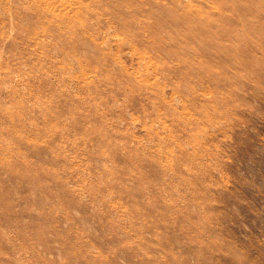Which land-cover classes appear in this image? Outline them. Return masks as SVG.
<instances>
[{
	"label": "rangeland",
	"instance_id": "374dc122",
	"mask_svg": "<svg viewBox=\"0 0 264 264\" xmlns=\"http://www.w3.org/2000/svg\"><path fill=\"white\" fill-rule=\"evenodd\" d=\"M62 1L0 0V264H264V0Z\"/></svg>",
	"mask_w": 264,
	"mask_h": 264
},
{
	"label": "bare ground",
	"instance_id": "6f19581e",
	"mask_svg": "<svg viewBox=\"0 0 264 264\" xmlns=\"http://www.w3.org/2000/svg\"><path fill=\"white\" fill-rule=\"evenodd\" d=\"M61 0H59V2H60ZM80 1H82V0H80ZM130 1V0H129ZM52 2V1H51ZM58 2V3H59ZM75 3L77 2V1H74ZM46 3H48L47 2V0H46ZM53 3V2H52ZM55 3H57L56 1H55ZM54 3V5L56 6V4ZM78 3V2H77ZM80 3H82V2H79L78 4H80ZM84 3V2H83ZM82 3V4H83ZM126 4H131V3H133V2H128V1H126L125 2ZM51 4V3H50ZM72 4H74L73 2H72V0H63L62 1V5H60V6H62L61 7V13H62V15H64V14H67V15H69L71 12H72V14H73V12H75L76 10H75V8H74V6L75 5H72ZM77 4V5H78ZM134 4V3H133ZM47 5V4H46ZM52 5V4H51ZM51 5H48V7L50 8V6ZM53 5V6H54ZM59 5V4H58ZM85 5V4H84ZM196 6V5H195ZM80 7H84V6H80ZM193 7H194V5H193ZM57 8V7H56ZM77 8V7H76ZM51 9H52V6H51ZM55 11H56V9H54ZM54 10L53 11H51V12H54ZM75 10V11H74ZM49 11H50V9H49ZM57 11H58V8H57ZM56 11V12H57ZM88 11V10H87ZM55 12V13H56ZM84 12V11H83ZM58 13V12H57ZM60 13V12H59ZM76 13V12H75ZM86 13V12H85ZM53 14V16H54V13H52ZM80 15V14H79ZM57 16V15H56ZM73 16V15H72ZM83 16V15H82ZM61 16H59V18H60ZM78 17H80V16H78ZM66 18V17H65ZM186 24V23H185ZM145 78V77H144ZM146 78H148L147 76H146ZM164 122V121H163Z\"/></svg>",
	"mask_w": 264,
	"mask_h": 264
}]
</instances>
